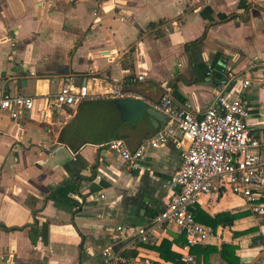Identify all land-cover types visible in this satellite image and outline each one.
<instances>
[{"label":"crops","instance_id":"crops-1","mask_svg":"<svg viewBox=\"0 0 264 264\" xmlns=\"http://www.w3.org/2000/svg\"><path fill=\"white\" fill-rule=\"evenodd\" d=\"M223 57L224 74H233L225 86L214 74ZM67 82L86 84L90 97L55 106ZM164 85L197 115L219 91L239 96L248 127L264 130V0H0V94L33 101L17 117L0 112V225L14 228L0 230V264H106L107 246L127 259L180 264L185 236L175 226L156 231L151 243L134 231L177 190L185 143L152 149L132 167L97 146L110 136L133 151L163 127L150 109L136 120L112 112L117 99L138 96L156 111ZM197 208L209 216L250 212L191 247L199 264H231L223 244L235 247L234 264H264V212L252 213L224 187L201 196ZM163 240L170 244L161 256L154 247Z\"/></svg>","mask_w":264,"mask_h":264},{"label":"built area","instance_id":"built-area-1","mask_svg":"<svg viewBox=\"0 0 264 264\" xmlns=\"http://www.w3.org/2000/svg\"><path fill=\"white\" fill-rule=\"evenodd\" d=\"M226 75L228 79L233 76L231 72ZM143 78V74L137 77ZM222 83L225 86L227 82ZM249 83L244 79L242 85L246 87ZM163 89L160 101L153 104L166 116L163 127L142 140L133 151L122 138H111L97 146L118 153L132 167L152 149L168 142L180 146L185 143L180 166L174 173L173 185L177 190L170 193L161 211L134 232L140 242L151 243L157 237L156 231L175 226L185 236L180 264H199L191 247L206 243L214 236L210 227L195 218L201 196L224 187L244 198L252 213L264 212V130L256 134L248 127V109L239 96L229 97L219 91L212 103L197 115L178 103L167 85ZM113 94H120L119 89ZM89 97L86 84L67 82L50 102L57 107H76ZM32 106L33 101L27 95L0 94V112L8 110L12 117L26 113ZM116 229L121 232L123 227ZM102 257L106 264H156L146 257L127 259L113 252L111 246L103 249Z\"/></svg>","mask_w":264,"mask_h":264},{"label":"trees","instance_id":"trees-1","mask_svg":"<svg viewBox=\"0 0 264 264\" xmlns=\"http://www.w3.org/2000/svg\"><path fill=\"white\" fill-rule=\"evenodd\" d=\"M204 37H205V32L203 33V35L200 38L186 44V51H188L189 46L200 44L203 41ZM248 214H250V212L247 210H244V211L238 210V211H234V212L233 211H223V212L216 213L213 216H209L207 213H205L201 209L197 208L196 212H195V218L198 221H201L203 223L208 224L212 228V230H215L218 225H223V226L231 225L234 220L241 218L243 216H246ZM13 229L14 228H7L3 225H0V230L9 231V230H13ZM259 239L264 241V235H260ZM183 242H185V241H183ZM169 244H170L169 241L163 240L160 243V245L155 246L154 249L159 251L161 256H164L163 249L166 245H169ZM234 249H235V247L233 245L223 244L221 251H220L222 258H224V260H226V262L231 263V264H234V259H235ZM180 262H181V256L176 261V263H180Z\"/></svg>","mask_w":264,"mask_h":264},{"label":"water","instance_id":"water-1","mask_svg":"<svg viewBox=\"0 0 264 264\" xmlns=\"http://www.w3.org/2000/svg\"><path fill=\"white\" fill-rule=\"evenodd\" d=\"M225 57L223 60L218 62V67L214 70V74L217 77L221 78V81L224 83L228 82V78L226 73L224 74L225 69ZM164 94V89H163ZM116 105L118 107V111L112 112V115L118 117L119 121L121 120H136L145 110H151L153 114L159 113L164 117V121H167L165 115L158 110L153 111L151 108L146 107V103L142 97H127V98H120L116 100ZM51 114L48 111L43 113V119L50 120ZM110 135V134H109ZM111 139L110 136L103 137L102 141Z\"/></svg>","mask_w":264,"mask_h":264}]
</instances>
